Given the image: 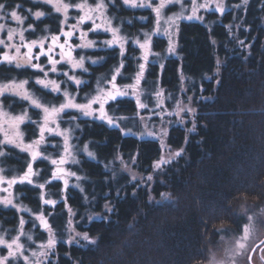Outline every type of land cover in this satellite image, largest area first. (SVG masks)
Returning <instances> with one entry per match:
<instances>
[{
    "label": "trees",
    "instance_id": "16d2710c",
    "mask_svg": "<svg viewBox=\"0 0 264 264\" xmlns=\"http://www.w3.org/2000/svg\"><path fill=\"white\" fill-rule=\"evenodd\" d=\"M74 1L78 0H70V3L74 4ZM30 2L0 0V3L9 5L6 9L22 5L18 9L23 13L29 6L45 9V16L30 23L34 31L26 33L29 41L47 36V33L60 35L61 28L67 31L68 22L71 25L77 23V11L70 10L72 16L62 23L63 15L56 13L50 5ZM227 4L230 9L224 15L207 12L202 21H180L177 54L164 57L163 71L157 63L151 65L145 74L146 79L150 76V81L145 82L146 88L152 82L159 83L167 93L175 96L180 85H185L188 94L193 93L197 130L188 133L185 127L171 126L169 143L173 147L184 148L182 156L172 164L153 171L152 164L160 155L159 144L155 140L126 136L118 128L109 127L105 121L79 116L76 110L62 115L61 123L74 129L77 148L86 143L88 150L95 154V158H90L78 150L79 163L72 166L82 174L83 191L70 188L64 193L61 185L57 184L59 182L48 183L47 191L41 192L44 199L58 201L55 207L43 204L39 199V189L33 185L22 187L17 184L16 193H19L23 205L34 211L43 209L44 214L51 212L53 221L56 217L54 226H59L58 237L65 234V229H61L65 227L68 207H71L80 219L77 227L99 239L96 245L80 243L85 247L69 245L59 239L55 261L48 264H205L219 241L216 229L221 223L233 229L243 222L241 219L237 223L235 213L240 212V205L245 201L236 197L246 194L248 205L264 201V0H249L247 4L241 3L242 7L233 5L232 0ZM108 13L115 17L121 33L128 37L143 32V28L151 31L155 23L149 9H132L122 0H116L115 5L110 4ZM141 14L147 16L144 24L138 21ZM91 27V21L80 25V29L88 32L87 37L94 39L99 48L86 49L85 55L98 63L88 61L87 72L68 70V73H75L87 82L79 86L78 101L85 100V93L90 94L96 89L97 79L102 75L110 78V70L118 66L121 59L118 47L103 44L109 34L102 30L89 31ZM140 35L143 36L142 33ZM59 41L64 42L65 37L60 36ZM240 41L244 42L243 45ZM69 43L74 44L73 37ZM152 43L155 50L164 51V38L154 36ZM139 53L129 40L122 70L127 78L117 77L118 85L131 82V77L138 71ZM39 62L46 69L49 67L46 57L42 56ZM60 68L61 74H51L63 80L67 66L60 64ZM37 77L43 78V74L30 68L22 70L12 65H0V79H28L29 85L46 103L61 98V95L36 85L34 79ZM62 84L76 94L74 83H67L64 79ZM13 99L15 97L5 98V106L24 107L23 102ZM106 106L109 115L131 116L137 111L135 100L128 96L109 101ZM72 116L76 117L75 121L70 120ZM131 122H122L120 127L128 128ZM37 127L38 123L31 122L24 126L27 140L38 138ZM186 136L187 144L184 142ZM50 139L52 143L46 147L52 155H58V151H62V147L59 148L61 141L55 135ZM9 153L3 162L14 164L16 172L23 171L27 156L11 148ZM129 154L136 155L139 170L152 172V181L144 184L133 181L120 169L116 156ZM41 162L35 165H41L42 178L51 165ZM11 170L5 169L7 174ZM62 195L67 196V207L61 200ZM107 203L113 208L111 213L104 208ZM96 214L104 219H87L89 215ZM20 217L15 208L0 206V228L16 231ZM38 231L37 238L43 239Z\"/></svg>",
    "mask_w": 264,
    "mask_h": 264
},
{
    "label": "snow or ice",
    "instance_id": "6c2138e0",
    "mask_svg": "<svg viewBox=\"0 0 264 264\" xmlns=\"http://www.w3.org/2000/svg\"><path fill=\"white\" fill-rule=\"evenodd\" d=\"M42 3L51 5L54 8L56 13H62L64 20L62 23H66L69 19L68 12L71 8H76L82 10L83 14L77 18V23L75 25H70V29L80 30V25L85 22L91 21L92 27L89 31L96 32L103 30L104 32L111 33V39L103 41V44L106 47H118L119 56L121 57L118 66H114L110 70V78H105L103 75L97 79L96 84V94L90 95L85 93L84 99L85 103H77L76 96L79 93V86L86 84L87 82L81 79H78L75 75L68 76V73L65 72L63 75L67 78L66 82H72L77 88L75 95L71 94L69 91L62 90L60 83L54 79H49V71L52 73H57L56 65L61 63V61H66L71 65L72 69H83L84 72H87L88 69L84 67V57H80L79 60H75L72 57L73 46L69 44V39L73 37L76 33L72 30L64 31L63 28L60 30V35H51L41 37L39 40L26 41L24 32L28 29H13L6 28L4 24H0V33H5V38H0V65H12L16 69H34L43 74V79L37 77L34 79V83L38 86H41L42 89L49 90L53 93H61L64 97L62 103L58 106L55 104H44L41 102L40 98L35 96L28 89L29 80H17L16 78L9 79L7 81H0V134H2V139H0V157H7L10 153L4 150L5 147L11 145L14 148L19 149L21 152L30 154V162L27 163L26 170L22 175H13L10 178L6 177L3 173L5 169L0 168V193H6L5 195H0V205H3L5 208L12 207L17 211L31 212V209L17 204L16 196L13 193L12 189L15 185L20 184H33V176H38L39 172L34 171L33 163L37 159L42 157V153L39 152V146L44 143L45 132L49 134H57L63 137V147L64 151L61 154L59 160L51 159L50 157H43V159H50L52 165H55V171L52 173V181L62 180L64 184V190L68 188L69 181L66 177L76 176L77 181L79 182L83 179L80 176H77L75 172H67L63 165L66 163L78 164L79 161L76 159L75 154L72 152V148L75 145L69 143L71 138V133L73 129H64L59 128V119L62 118V114L66 113L68 110H76L80 115L86 117H94L96 119L105 121L109 127L118 128L126 136H139L141 139L144 137H152L155 141L158 142L160 148L159 158L153 162L152 168L153 171L162 170L165 166L172 164L173 160L182 156L184 153V148L181 147L175 151L171 150L170 145L167 143L169 129L164 126L166 123L171 124L173 121H165L164 116H178L181 117L176 123L185 124L187 121L184 117L181 116L182 113H190L191 127L187 128L188 133L195 132L197 130L196 124V108L188 107L183 104L182 100L175 101V107L173 111H166L167 105L165 103L166 99L171 100L172 95L168 93L165 96V90L162 87L157 86V90L152 93L155 97V108L149 109L147 103L142 102L141 97L144 95V90L141 88V82L145 79V72L149 63L150 56L160 57L161 54L152 51V40L153 35H164L168 37V47L166 52L168 54H177V42L174 39L179 33V24L181 20H203V16H200L198 13L201 10L204 11H218L223 14L225 11V5L223 0H216L215 7L212 6V0H203V2H198V0H189V3L186 5L184 0H157V3L153 4L152 0H122L124 5H128L133 8H150L155 13V27L151 33L145 32V39L143 42L139 38H135L132 42L136 44L139 49H141V56L138 58L142 60L138 64V71L131 77L133 83L124 84L123 86L116 83L117 77L127 78L123 76L122 70L124 69V57L126 52L125 45L128 43L129 38L127 36L121 35V30L117 26H113V20L115 17H109L107 15L108 4L104 0H96L94 5L89 4L87 0H82L81 3L70 4L66 3L65 0H41ZM248 0H243L244 4H247ZM109 3L115 5L116 0H109ZM169 5H179L180 11L173 13L170 16L165 17L163 15V10ZM9 7L6 3H0V13H4V10ZM21 7L16 5V8ZM238 7V5H237ZM31 12V10H28ZM188 12L189 14L185 15ZM11 19L17 21L18 23H23V18L18 15L16 10H12L10 13ZM36 19L45 16V13L42 11H37L33 13ZM4 15H0V20H3ZM97 19L100 20V23H97ZM141 20L147 19V17H140ZM163 21L164 27H161V22ZM231 28V25L228 26ZM29 29H32V26L29 25ZM34 31V29H33ZM18 36V41L15 37ZM60 36L65 37L64 43H59ZM87 33L80 30L79 39L81 44L76 45L75 47L87 48L94 46L93 41H85ZM47 48L45 42L49 41ZM215 43V41H213ZM243 45V41H240ZM68 45V51L65 52V46ZM58 47L60 49L59 56L60 60L53 58L52 53L54 48ZM250 47V46H249ZM22 49H25L22 52ZM34 49L37 51L34 52ZM44 56L47 58L48 65L50 68L48 71L45 70V65H42L39 61L40 58ZM35 61V62H34ZM155 64L157 61H151ZM93 64L98 63L96 60H92ZM220 61L217 60V65ZM161 71L164 69V64L159 65ZM216 72H219V67H217ZM181 81L184 79L183 71L180 73ZM211 79V77H206ZM103 81V86L101 84ZM219 83V81H217ZM187 89L181 87L180 92L185 93ZM131 95L135 99V106L137 111L131 116L126 115H109L106 110V104L109 101L115 102L120 97H127ZM7 97H16L21 101L28 102V106L31 108L42 110V123L39 124V139L33 140L30 143H25L23 139V133L20 131V125L23 124L26 120L35 124L36 121H31V118L28 116L27 110L22 114L12 115L9 113L4 106V99ZM189 102H191V97H187ZM97 105V107H93ZM159 109L160 111H156ZM143 110H149L150 115L144 116L141 115ZM115 111V109L113 110ZM158 116L160 118V127L158 130L155 125H152L151 128L147 121L151 120L152 116ZM71 121H75L76 117H70ZM138 120L142 126V131L133 132L131 128H121L120 125L122 122L126 121H136ZM50 125H54L50 126ZM79 127V124L76 125ZM185 144H187L188 139L185 137ZM81 151L87 153V156L90 158H95V154L88 150V146L84 145ZM116 159L120 160L121 165L124 170L131 171L128 164L124 161L123 156H117ZM131 163L135 164V157L131 158ZM107 168L108 165H105ZM131 179L134 181L137 179L135 173L132 174ZM143 179V177H141ZM148 181L153 180L152 175L147 176ZM52 181H45V183H51ZM45 183L37 184L35 187L43 190L45 188ZM7 187H4V185ZM74 187H80L79 183L74 185ZM83 191V188L80 189ZM170 195V194H169ZM44 194L41 192V200L45 205H51L55 207L58 203L56 200L44 199ZM237 199L245 201L241 203L240 212L235 213L237 218V223H240V220H246V223L241 225V232L238 236L232 238V242L224 249V256L222 258H217L216 253L210 252L208 256V264H237L239 258H244L247 261V264H254L253 256L257 254L259 250L260 259L264 262V239H260L256 236V223L257 220L264 222V207H261L258 212H253L249 214V206H247V195L243 194ZM87 199V197H85ZM61 200L65 202L67 196L62 195ZM104 208L107 212L111 213L113 208L109 204H105ZM35 219L39 221V224L47 232V241L39 245V251H32L31 258L28 255H24L25 248L22 243H20L21 236H28V239L31 240L32 236L25 233L23 228L26 221L23 217H20L18 225V234L14 236L10 241L5 238L6 233H0V246L4 247L7 250V254L0 256V264H9V261L13 262L18 259H22L25 264H44V261L49 259V256L54 254L57 237L56 231L48 223L47 218L44 216L43 211L39 215L33 214ZM51 215V213H50ZM75 212L68 207V220L65 230L70 234L69 239L66 241L67 244H76L80 247H85L86 245L80 244V239H83L88 244L96 245L98 243L99 237H92L88 232H79L76 230V224L73 221ZM88 220L93 219H104L103 216L98 214L89 215ZM231 228H227L221 223V226L216 229L217 233L221 232H231ZM79 237L80 239H77ZM221 240H224V237L221 236ZM258 241V242H257ZM68 255V254H66Z\"/></svg>",
    "mask_w": 264,
    "mask_h": 264
},
{
    "label": "rangeland",
    "instance_id": "374dc122",
    "mask_svg": "<svg viewBox=\"0 0 264 264\" xmlns=\"http://www.w3.org/2000/svg\"><path fill=\"white\" fill-rule=\"evenodd\" d=\"M29 1H31L30 3L31 4H35L36 2H41V0H29ZM94 2H89V4H92V5H94L95 3H96V0H93ZM227 1L228 0H223V2H224V5H225V11H224V13L223 14H221V13H219L218 11H204V10H201L198 14L200 15V16H203V18H204V13H209V12H215V13H217L218 15H224L229 9H230V5H228L227 4ZM233 1V5L235 4H237L238 6H240V7H242L241 6V3H243V0H236V1H234V0H232ZM249 1V0H248ZM65 2L66 3H70V0H65ZM75 3L74 4H77V3H81L82 2V0H78V1H74ZM104 2L106 3V4H108V7H109V5L111 4V3H109V0H104ZM184 2H185V4L187 5L188 3H189V0H184ZM198 2H203V0H198ZM215 2H216V0H212V6H213V8L215 7ZM42 3V2H41ZM73 3V2H72ZM72 3H70V4H72ZM152 3L153 4H155V3H157V0H152ZM232 3V2H231ZM44 4V3H43ZM22 6V5H21ZM51 6V5H50ZM52 7V6H51ZM53 8V7H52ZM130 8H132L133 9V7H130ZM31 10V12H29L28 10ZM134 9H138V8H134ZM141 9V8H140ZM142 9H144V8H142ZM146 9H149V11L152 13V15H153V19H152V22L154 21L155 22V13L150 9V8H146ZM12 10H16L17 12H18V15H20L22 18H23V23L21 24V23H18L17 21H14V20H12L11 19V17H10V15H8V13H10ZM44 10L45 9H40V7H35V9H33V7H27V9H26V13H23L21 10H19L18 8H13V9H5L4 10V13H0V15H4V19L3 20H0V24H4L5 26H6V28H13V29H18V30H22V29H28L27 31H25L24 32V36H25V39H26V41H29V40H27V37H26V33L29 31V30H33L34 29V27L30 24V23H32L33 22V20H36V18L34 17V15H33V13H35V12H37V11H42V12H44ZM70 10H73V11H77V13H78V17L80 16V15H82L83 14V12H82V10H80V9H76V8H71ZM69 10V12H68V16L69 17H71L72 15H71V11ZM180 11V6L179 5H169L168 7H166L164 10H163V15L165 16V17H167V16H170V15H172L173 13H176V12H179ZM47 14V12H45V15ZM62 14V13H61ZM187 14H189L188 12H186L185 13V15H187ZM63 15V14H62ZM107 15L109 16V17H111V15L108 13V9H107ZM77 17V18H78ZM140 17H147V16H145V15H142L141 14V16L139 15V18H138V21H140V22H142L143 24L146 22V20L147 19H145V20H141L140 19ZM41 18V17H40ZM64 18V17H63ZM194 20H196V19H194ZM129 21V23L130 24H133L132 23V20L131 19H129L128 20ZM182 21V20H181ZM97 23H100V20L99 19H97V21H96ZM119 22H116V20L114 19L113 20V26H117V27H119L117 24H118ZM121 23V22H120ZM122 24V23H121ZM29 25H31L32 26V29H29ZM71 24L68 22V25H67V31H69V30H72V29H70L69 28V26H70ZM180 25V24H179ZM165 25L163 24V21L161 22V27H164ZM154 27H155V23L153 24V29H154ZM69 28V29H68ZM120 28V27H119ZM121 29V28H120ZM153 29H151V31H149V30H147L146 28H143L142 30H143V32H140V33H142L143 34V36H141L140 35V33H138V34H134V36H131V37H128L126 34H122L121 33V35H124V36H127L128 38H129V40L131 41V43H132V45H134L135 46V48H137V50L138 51H140V53H139V57L141 56V49H139V47L136 45V44H134L132 41L135 39V38H139L140 39V41L141 42H143L144 41V39H145V36H144V33L145 32H148V33H151L152 31H153ZM80 30H82L83 31V29H80ZM80 30H72V31H74L76 34L73 36V40H74V44H70V45H72L73 46V51H72V57H73V59H75V60H79V58L80 57H84V67L85 68H87L86 67V65H87V62L89 61V62H92V60H96V59H87L86 58V55H85V52H86V49H89V50H91V49H97V48H99V46L97 45V42L94 40V39H90V38H88L87 36H88V32H86L87 33V36L85 37V41H93V42H95L94 43V46H92V47H87V48H81V47H75L76 45H79V44H81V40L79 39V35H80ZM99 31H101V30H99ZM103 31V30H102ZM104 32V31H103ZM104 33H108V32H104ZM109 34V37L107 38V39H105V40H110L112 37H111V33H108ZM5 36H6V32L5 33H0V38H5ZM46 36V35H45ZM47 36H51V35H49L48 33H47ZM154 36L156 37V36H158V37H162V38H164L165 39V49H164V51H160V50H155V48L153 47V43L151 44V47H152V51L153 52H157V53H160L161 54V56L160 57H156V56H150V58H149V63H148V66H147V70H146V72H145V74H147V72H148V68L151 66V65H157V63L158 64H161V63H164V57L166 56H168V55H172V54H168L167 52H166V49H167V47H168V37L167 36H164V35H153L152 37H151V40H152V42H153V40H154ZM42 37V36H41ZM41 37H39V38H36V40H39ZM177 38H178V35L176 36V37H174V39L176 40V42H177ZM15 39L18 41V36L17 37H15ZM129 40H128V42H129ZM31 41V40H30ZM50 43V41H46L45 42V45H46V48H47V46H48V44ZM59 43H64V42H62V41H59ZM127 45V44H126ZM126 45H125V47H126ZM0 49L2 50V46H0ZM25 49H22V52L24 51ZM53 51H55L56 53H52L53 55V58L54 59H58V60H60V56H59V52H60V49L58 48V47H56ZM64 51L65 52H67L68 51V45H66L65 46V49H64ZM57 57V58H56ZM153 60H156L157 62L155 63V64H153L151 61H153ZM142 62V60H139V63H141ZM60 64H65V66H67V70H66V72L68 73V70H72V71H81V70H83V69H79V68H77V69H72L71 68V65L69 64V63H67L66 61H61V63H59V64H57L56 65V68H57V73H53L54 75H56V74H61V71H62V69L60 68L59 69V65ZM49 67L46 69L45 68V70L46 71H48V69L50 68V65H48ZM73 72V73H74ZM52 72H50L49 71V76H48V78L49 79H54V80H56L58 83H60V86H61V89L62 90H67V91H69L70 92V90L68 89V88H65V87H63L62 85V82H63V80L65 79V81H67V78L65 77L63 80H59L57 77H55V76H53L52 74H51ZM73 75H75L78 79H81V80H83L82 79V77H80V76H77L75 73L74 74H72V73H68V76H73ZM149 77L150 76H147V79H146V75H145V79H144V81H142L141 82V88L144 90V95L141 97V100H142V102H144V103H147L148 105H149V109H153V108H155V97H154V95H152V93H154V91H156L157 90V86H159L160 87V85H159V83H154V82H152L151 84H149L148 85V87L146 88V86H145V82H147V81H150L149 80ZM41 79H43L42 77H40ZM17 79V78H16ZM7 80H9V79H6V80H2V79H0V81H7ZM17 80H23V79H17ZM118 80V79H117ZM118 82V81H117ZM68 83V82H67ZM131 83H133V80H131V82H127L126 84H131ZM102 84V86H103V83H101ZM121 86H123L124 84H122V82L121 83H119ZM81 86V85H80ZM28 89L32 92V93H34L35 94V96H37V97H39L40 98V100H41V102L42 103H44V104H48L49 106H51V104H55V105H59L60 103H62L63 102V100H64V97L62 96V94L61 93H52V94H59V95H61V98L60 99H56V100H52L50 103H46V102H44L43 101V98H41V96H38L37 95V93H36V91L28 84ZM181 87H183V88H185L186 89V86L185 85H180V87L178 88V91H177V93H176V95L175 96H172V99L171 100H167L166 99V101H165V103H166V105H167V108H166V111H173L174 110V107H175V101L176 100H182L183 101V104L184 105H187L188 107H194L195 108V104H194V100H193V93L192 94H188V91H186L185 93H181L180 92V89H181ZM46 90V89H45ZM96 90V89H95ZM95 90L92 92V93H90V95H95L96 94V92H95ZM188 90V89H187ZM47 91H49V90H47ZM71 93V92H70ZM170 93V92H169ZM71 94H73V95H75V93H71ZM167 92H166V90H165V96H167ZM172 95V94H171ZM128 97H130V98H132L133 100H135L131 95H129ZM187 97H191L192 99H191V102H189V100L187 99ZM205 98V97H204ZM13 100H19V98H16L15 97V99H13ZM19 101H21V100H19ZM21 102H23L24 103V107H18V108H11L10 106H5V103H4V106H5V109L9 112V113H11L12 115H19V114H22L25 110H27V113H28V116L31 118V121H36L37 123H38V127H37V132H38V138L37 139H39V124L40 123H42V116H43V113H42V110H39V109H35V108H31V107H29L28 106V102H26V101H21ZM76 102L77 103H85L86 101L85 100H83V101H78L77 100V96H76ZM93 107H97V105H94ZM106 107V110H107V106H105ZM72 111L73 112H75V110H68V111H66V113L67 112H70V113H72ZM156 111H160L159 109H156ZM197 112V111H196ZM63 115V114H62ZM78 115L79 116H83V115H80L79 113H78ZM141 115H144V116H148V115H150V112H149V110H143L142 112H141ZM190 113H182L181 114V116L182 117H184V119L187 121L185 124H179V123H176V121H178L181 117H178V116H175V115H173V116H164V120L165 121H169V120H171V121H173V123H171V124H165L164 126H166L169 130H170V128H171V126H180V127H185L186 129L187 128H190L192 125H191V121H190V119H189V117H190ZM89 118H93L94 119V117H89ZM61 119L62 118H60L59 119V128L61 129V130H64V129H69L70 127L69 126H66V125H64V124H62L61 123ZM29 122L30 121H25L23 124H21L20 125V131L23 133V139H24V142L25 143H30L31 141H33V140H27V132H26V129H24V126L26 125V124H29ZM148 122V124H149V127L151 128V126L152 125H155L156 126V128L154 129V130H158L159 129V127L161 126L160 125V118L158 117V116H155V115H153L152 116V118H151V120H149V121H147ZM187 124H190V127H188L187 126ZM131 126H129L128 128H131L132 129V131L133 132H140V131H142L143 129H142V126H141V124H140V122L138 121V120H136V121H132L131 122V124H130ZM50 126H53L54 127V125H50ZM72 129V128H71ZM52 135H55L58 139H60V141H61V144H60V146H59V148L60 147H62L61 148V150L62 151H64V147H63V144H64V141H63V137L62 136H59V135H57V134H49V133H47V132H45V140H44V143H42L40 146H39V152L40 153H42V157L41 158H39V159H37V161L36 162H34L33 163V169H34V171H36V172H39V175L38 176H33V184H30V185H33V186H35V185H37V184H41V183H45V181H52V173L55 171V168H56V166L55 165H52L51 164V162H50V159H43V157H50L51 159H57V160H59V158H60V156H61V154H63V152L62 151H58V155H52V153H50V149L49 148H47L46 146H49L51 143H52V140L50 139V137L52 136ZM73 135H74V129H73V131H72V133H71V138H70V141H69V143L71 144V145H75V147L74 148H72V152L75 154V157H76V159L78 160V154H77V151L78 150H80L81 151V149L84 147V145H86V143H83L81 146H80V148H77V144H78V141L77 140H75L74 138H73ZM136 137H138L139 138V136H136ZM0 139H2V134H0ZM36 139V140H37ZM74 139V140H73ZM144 139H152V140H154L152 137H144ZM167 143L170 145V147H171V150H173V151H175V150H177V149H179V148H176V147H173V145H171L170 143H169V133H168V138H167ZM15 149V150H17L18 152H21L19 149H17V148H14L13 146H11V145H9V146H7V147H5L4 148V150L6 151V152H8L9 153V149ZM49 152V153H48ZM83 152V151H82ZM23 154H25L26 156H27V158H28V160L26 161V163H25V167L27 166V163L28 162H30V154H28V153H25V152H22ZM85 153V152H84ZM161 154V153H160ZM118 156H122V155H118ZM160 156V155H159ZM117 157V156H116ZM132 157H135V159H137V157H136V155L135 154H129V155H126V156H123V159H124V161L128 164V166H129V168L131 169V171H128V170H124L123 169V166L121 165V163H120V160L119 159H117V163L119 164V167H120V169H122V170H124L128 175H129V177H130V179H131V176H132V174L133 173H135L136 175H137V179L136 180H134V181H137V182H139V183H147V182H149L148 180H147V176L148 175H152V172L151 173H145V172H142L141 170H139V168H138V165H137V163H135V164H132L131 163V158ZM177 159V158H176ZM3 160H5L4 159V157H0V168H3V169H6V170H8V169H10V168H12L13 170H11V172H10V174H7L6 173V171L3 173L6 177H11V176H13V175H22L23 174V172L26 170V168L23 170V171H21V172H16V170H14V168H13V166L12 165H14V164H11V163H9V164H5L4 162H3ZM47 162V163H49L50 165H51V167L49 168V172H46L45 173V175H44V177H40L41 176V174H42V172H41V165L40 164H38V166L37 165H35V163H40V162ZM41 162V163H42ZM73 165H75V164H73V163H66L65 165H63V167H64V169L67 171V172H75L76 173V175L77 176H80V177H82V174L81 173H79L77 170H73L72 169V166ZM141 177H143V179H141ZM67 179H68V181H69V185H68V188L66 189V190H64V184H63V181L62 180H55V181H57V182H59V183H57V184H60L61 185V191L62 192H64L65 193V191H68V189H81V188H83L82 187V181L80 180L79 182L77 181V179H76V176H70V177H66ZM54 182V181H53ZM77 183H79V185H80V187H74V185H76ZM47 184L48 183H45V188L43 189L44 190V192H46L47 191ZM6 185V184H5ZM26 184H24V185H22V187L23 186H25ZM17 188L18 187H16L15 186V188L12 190L13 191V193L15 194V196H16V203L17 204H21V205H23V203H20V200H19V193H16V190H17ZM39 189V188H38ZM18 191V190H17ZM6 193H0V195H5ZM38 194H39V199H40V201L42 202V200H41V189H39V192H38ZM108 204V203H107ZM0 206H3V205H0ZM23 206H25V205H23ZM247 206H249V214H251V213H253V212H258L259 211V209L261 208V207H264V201L262 202V203H251L250 205H248L247 204ZM27 208H29V209H31V212H24V211H18V213L20 214V216H22L23 217V219L26 221V223L24 224V228H23V230H24V232L25 233H27V234H29V235H31L32 236V239L31 240H29L28 239V236L27 235H25V236H21V238H20V243H22L23 245H24V248H25V252H24V255H28L30 258H31V252L30 251H28L29 249H31L32 251H39V245L41 244V243H44V242H46L47 241V232H46V230L44 229V228H42L41 226H40V224H39V221H37L36 219H35V216L33 215V214H36V215H39V213L41 212V211H43V213H44V210L43 209H40L39 211H34L31 207H29V206H26ZM73 210V209H72ZM74 212H75V216L73 217V221H74V223L75 224H77V222L80 220L79 218H78V215L76 214V211L75 210H73ZM50 213L51 212H48V213H46V214H44V216L47 218V221H48V223L52 226V228L53 229H55V231H56V237H57V242L59 241V239L60 240H64L65 242L69 239V233L65 230V234L60 238V237H58V232H59V226H54V221L56 220V217H55V219H54V221L52 220V215H50ZM100 215V214H99ZM67 220H68V218L66 219V221L64 222V228H62L61 230H64L65 228H66V224H67ZM247 221L246 220H243V222L241 223V225L243 224V223H246ZM19 225V224H18ZM17 225V226H18ZM241 225H238V227L237 228H231L232 229V231L231 232H221V233H219V238H218V242H217V246L214 248V249H212L210 252H214V253H216V255H217V258H222L223 256H224V249L232 242V238L234 237V236H238L239 234H240V232H241ZM236 227V226H235ZM256 229H257V231H256V236L259 238L260 236H262L263 234H264V222H261L260 220H257V223H256ZM37 230H39L38 232H40V234L42 233V235H43V239H39V238H37ZM76 230L77 231H79V232H81V233H83V231H81L78 227H77V225H76ZM18 231H19V229H18V227H17V230L15 231L13 228H12V230H8V229H4V228H0V233H6V236H5V238L6 239H8L9 241L14 237V236H16L17 234H18ZM221 236H223L224 237V240H221ZM77 239H80L79 237H77ZM80 243H87L86 241H84L83 239H80ZM57 245V244H56ZM7 254V250L4 248V247H2V246H0V256H3V255H6ZM55 254H56V248H55V252H54V254H52V255H50L49 256V259L47 260V261H44V264H48L50 261H55ZM256 260V259H255ZM256 261H258V260H256ZM19 262H22L23 264H25V262L22 260V259H18L17 261H15V262H13L12 260H10L9 261V264H19ZM239 264H247V261L244 259V258H239L238 259V261H237ZM205 264H208V259H207V261L205 262ZM261 264V263H260Z\"/></svg>",
    "mask_w": 264,
    "mask_h": 264
},
{
    "label": "flooded vegetation",
    "instance_id": "af4514ba",
    "mask_svg": "<svg viewBox=\"0 0 264 264\" xmlns=\"http://www.w3.org/2000/svg\"><path fill=\"white\" fill-rule=\"evenodd\" d=\"M55 49V48H54ZM36 50L34 49V52H35ZM54 53H56L55 51H53ZM5 187H7V185L5 186ZM260 239H264V234L262 235V236H260L259 237ZM258 242V241H257ZM258 260V261H256V260ZM253 261H254V264H264V262H262L261 261V259H260V253H259V250L257 251V254H254V256H253ZM237 264H239L238 262H237Z\"/></svg>",
    "mask_w": 264,
    "mask_h": 264
}]
</instances>
